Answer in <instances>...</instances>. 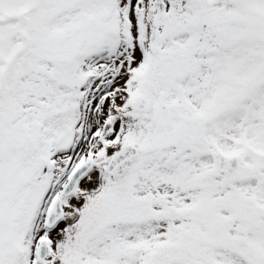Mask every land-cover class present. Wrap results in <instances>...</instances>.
Wrapping results in <instances>:
<instances>
[{
	"label": "snow or ice",
	"instance_id": "snow-or-ice-1",
	"mask_svg": "<svg viewBox=\"0 0 264 264\" xmlns=\"http://www.w3.org/2000/svg\"><path fill=\"white\" fill-rule=\"evenodd\" d=\"M0 264H264V0H0Z\"/></svg>",
	"mask_w": 264,
	"mask_h": 264
}]
</instances>
